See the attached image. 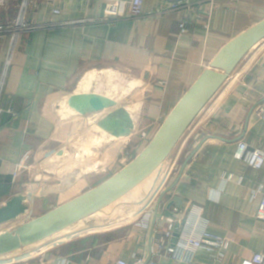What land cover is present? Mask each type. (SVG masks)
<instances>
[{"label": "crops", "instance_id": "crops-1", "mask_svg": "<svg viewBox=\"0 0 264 264\" xmlns=\"http://www.w3.org/2000/svg\"><path fill=\"white\" fill-rule=\"evenodd\" d=\"M131 1L8 0L0 9V23L14 22L23 4L26 20L33 24L83 21L24 34L11 62L10 36L0 39L1 207L21 195L29 214L46 211L124 167L219 50L264 19V0H192L177 10L166 4L159 8L162 0H145L140 19L131 17ZM183 22L185 33L179 28ZM124 70L128 89L94 90L102 76ZM91 94L109 99L104 110L91 108ZM263 104L264 39L184 134L179 170L172 174L171 167L143 193L121 202L122 210H132L131 222L72 226L28 250L0 256V264H57L65 258L72 264H115L119 258L134 264L136 257H149L151 248L164 241L171 244L173 236L163 239L166 225L161 215L176 209L187 231L198 227L199 234L230 240L220 261L200 249L192 264H241L264 251V222L256 216L264 166L258 170L234 156L240 140L264 150V121L259 116ZM121 109L128 112L131 126ZM111 116L114 129L131 127L132 132L116 137L104 131L100 124ZM94 143L101 148L92 161L76 166L71 158L63 161L69 146L80 149ZM226 174H233V180L225 182ZM161 264L178 263L163 259Z\"/></svg>", "mask_w": 264, "mask_h": 264}, {"label": "water", "instance_id": "water-1", "mask_svg": "<svg viewBox=\"0 0 264 264\" xmlns=\"http://www.w3.org/2000/svg\"><path fill=\"white\" fill-rule=\"evenodd\" d=\"M263 39L264 19L227 42L212 59L210 67L203 70L195 82L186 89L147 145L129 163L107 179L11 229L4 225L25 214L29 206L25 204V198L21 195H15L6 201L2 207L0 206V227L4 226V229L0 230V256L17 253L76 225L113 205L150 178L169 158L196 117L243 58ZM88 98L91 108L96 111L104 110L106 102H109V99L97 94H91ZM118 112L124 116L127 125L131 126L128 112L125 109ZM112 119V116L108 117L100 127L116 137L132 132L131 127L120 131L114 129L110 125ZM179 237L180 232L175 231L171 245H175Z\"/></svg>", "mask_w": 264, "mask_h": 264}, {"label": "built area", "instance_id": "built-area-1", "mask_svg": "<svg viewBox=\"0 0 264 264\" xmlns=\"http://www.w3.org/2000/svg\"><path fill=\"white\" fill-rule=\"evenodd\" d=\"M7 2L8 0H0V9L6 8ZM144 3L145 0L131 1V17L133 19H140L141 17H143ZM191 3L192 0H162L159 3V8L163 9V4H166L167 6L169 5L170 10H177L188 7ZM26 8V4H23L21 13L18 15V18L14 22L0 23V39L5 36H10L12 45L9 51L10 54L8 57V62H11V56L14 53L16 46H18L20 38L24 34H28L36 30L45 28L49 29L67 27L83 23V21L73 20L53 22L46 25L33 24L26 20ZM54 13L59 14L60 11L56 9L54 10ZM179 28L181 33H185L187 31V27L184 22L180 24ZM0 84H2L1 80ZM259 116L264 121V104L259 108ZM234 156L238 160L245 161L252 168L259 170L264 166V150L253 148L244 140L238 141ZM14 175L16 176L17 173H15ZM233 178V174L224 175L225 182H229L233 180ZM256 195L261 196V202L256 216L258 219L264 222V185H262L259 190H257ZM177 212L178 209H176L172 214L161 215L166 225L164 229L165 232L163 234V239H170L173 236L174 232L178 231L180 232V237L177 243L175 245H169L164 241L163 244H160L158 246V248H151V254L149 257H136L134 264H161V260L163 259H168L169 261L176 262L178 264H192L194 263L196 255L200 249H205L210 252L212 258L215 261H220L222 259L225 252L230 247V240L223 236H213L205 232L199 234L196 230L198 227H194L192 230L187 231L185 228L186 222H182L183 220L180 217L178 218L177 216H175ZM178 213L181 214V212ZM57 264H72V261L69 258H65L57 261ZM115 264L130 263L122 258H119L116 260ZM241 264H264V251L254 253L251 258L243 260Z\"/></svg>", "mask_w": 264, "mask_h": 264}, {"label": "rangeland", "instance_id": "rangeland-1", "mask_svg": "<svg viewBox=\"0 0 264 264\" xmlns=\"http://www.w3.org/2000/svg\"><path fill=\"white\" fill-rule=\"evenodd\" d=\"M127 71L124 70V72H117L119 74H116L115 76L114 75H111V73L109 74H106L104 76H102V79L100 80V82H96L95 85L93 86L94 90L100 92V93H106V92H112L114 93L115 90H120V89H128L129 86H128V83L126 81L125 78H127ZM111 78H116L117 80H112ZM127 93V92H126ZM125 93V94H126ZM149 138V137H148ZM186 137H182L181 140L179 141L178 145L175 147V149L173 150L172 154L169 156V158L160 166V168L150 177L148 178L145 182H143L141 185H139L137 188H135L133 191H131L129 194H127L125 197L126 199H122L120 202H116L114 203L113 205L109 206L108 208L102 210L101 212L97 213V214H94L93 216L87 218V219H83V221L77 223L76 225H74V227H72L73 229L74 228H85V227H106V226H109L110 224L112 223H117L120 224L122 222V220H127L128 219V222H131L130 218L133 215V212L132 210L129 211V212H126L124 210L121 209V206H123V204L121 203L123 200H130V198H132V196L138 194V193H143V191H145L146 188L149 187L150 184L153 183V181L160 177L164 172H168L171 167H173V171H172V174H175L179 168H180V164L182 163V159H183V156H185V153L184 155L181 156V149L184 145V142L186 141L185 139ZM101 148V147H100ZM108 148V147H106ZM71 155L70 156H74L80 149L79 148H75V147H72L71 148ZM95 157V154L94 156L92 157V159H90L91 161L93 160V158ZM71 158V157H70ZM88 161V160H87ZM85 162V161H83ZM68 164V163H67ZM78 164V163H76ZM76 164H74L76 166ZM124 164V163H123ZM66 166V163L65 165ZM74 168V167H72ZM168 169V170H167ZM117 172V170H116ZM112 173V172H111ZM115 173V172H114ZM147 190V189H146ZM148 195V194H147ZM146 193L144 195V198H142V205H144V203H146ZM136 208V207H135ZM133 208V210L135 209ZM48 210H41L39 212H33L30 214L28 213L27 215H25L24 219L22 220V223L23 222H26L34 217H37L45 212H47ZM21 224V223H20ZM117 226H121L120 225H117ZM116 226V227H117ZM128 231L130 230H127L125 233L128 234ZM34 246V245H32ZM28 249V247H26ZM33 248V247H32ZM12 255H15V254H12ZM6 258V257H5Z\"/></svg>", "mask_w": 264, "mask_h": 264}, {"label": "bare ground", "instance_id": "bare-ground-1", "mask_svg": "<svg viewBox=\"0 0 264 264\" xmlns=\"http://www.w3.org/2000/svg\"><path fill=\"white\" fill-rule=\"evenodd\" d=\"M72 147L69 146L68 148H66L65 150V156H64V159L67 157V158H70V161L71 163L73 164H76L77 162H83V161H87V160H90L92 159V157L96 156V152L95 150H97L98 148H100L97 144L94 143V145L90 146V145H84L80 148V150L74 155V156H70L71 155V149ZM63 161L64 162H70L68 161L67 159H65ZM63 163V162H62ZM29 213V209L28 211L23 214V215H20L18 218H16L13 222L11 223H8L7 225H4L6 226V228L8 229H11V228H14L16 226H18L20 223H22V220L24 219L25 215H27ZM4 226L0 227V230L2 231L4 229Z\"/></svg>", "mask_w": 264, "mask_h": 264}]
</instances>
